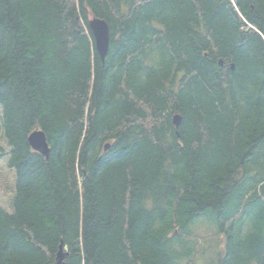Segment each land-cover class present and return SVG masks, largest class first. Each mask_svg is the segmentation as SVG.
Wrapping results in <instances>:
<instances>
[{"label":"trees","instance_id":"trees-1","mask_svg":"<svg viewBox=\"0 0 264 264\" xmlns=\"http://www.w3.org/2000/svg\"><path fill=\"white\" fill-rule=\"evenodd\" d=\"M0 108V264H264V0H0Z\"/></svg>","mask_w":264,"mask_h":264},{"label":"water","instance_id":"water-1","mask_svg":"<svg viewBox=\"0 0 264 264\" xmlns=\"http://www.w3.org/2000/svg\"><path fill=\"white\" fill-rule=\"evenodd\" d=\"M89 27L92 31L96 48L99 51L101 57L105 60L109 52L110 38H111L109 23L104 18L94 16L89 19ZM220 64H223V61H221ZM232 68H234L233 64H232ZM173 120H174V124L178 126L181 121V116L179 114H176L174 115ZM28 141L34 150L41 152L47 158L49 157L50 146L48 144L44 131H42L41 129H35L30 133L28 137ZM109 146L110 145L107 144L106 149L109 148ZM64 257H65L64 248L61 247L57 254L56 264H62Z\"/></svg>","mask_w":264,"mask_h":264},{"label":"rangeland","instance_id":"rangeland-1","mask_svg":"<svg viewBox=\"0 0 264 264\" xmlns=\"http://www.w3.org/2000/svg\"><path fill=\"white\" fill-rule=\"evenodd\" d=\"M1 117L2 110L0 108V207L12 212V198L16 190V174L15 170L8 165L11 148L4 138ZM206 260L207 257H203L200 262L202 263Z\"/></svg>","mask_w":264,"mask_h":264},{"label":"bare ground","instance_id":"bare-ground-1","mask_svg":"<svg viewBox=\"0 0 264 264\" xmlns=\"http://www.w3.org/2000/svg\"><path fill=\"white\" fill-rule=\"evenodd\" d=\"M96 46V45H95ZM97 49V48H96ZM97 52L99 53V51L97 50ZM100 58L102 59V61L104 62L105 60L101 57L100 53H99ZM232 66V65H231ZM62 247V245L60 246V248Z\"/></svg>","mask_w":264,"mask_h":264}]
</instances>
